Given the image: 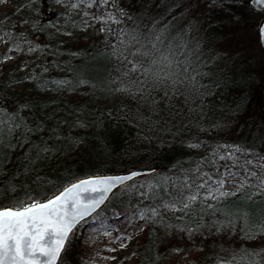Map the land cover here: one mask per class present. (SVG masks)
<instances>
[{
	"label": "trees",
	"instance_id": "trees-1",
	"mask_svg": "<svg viewBox=\"0 0 264 264\" xmlns=\"http://www.w3.org/2000/svg\"><path fill=\"white\" fill-rule=\"evenodd\" d=\"M118 1L127 8L128 3L131 7L133 4L142 15L149 11L148 8L144 10L141 0ZM212 1L233 10L236 21H244L246 16L237 10L247 9L245 5L235 1L231 4L226 0ZM65 3H79V0H65ZM157 3L160 12L164 10L166 14L172 0H158ZM23 6L28 31L16 32L10 25L0 23V33L7 36L14 46L23 44L24 55L36 50L38 61L24 71H20L23 66L18 64L20 68H11L0 78V105H3L0 121H5L0 123V162H3L0 165V207L15 204L18 200L28 202L30 197L46 199L80 176L154 168L151 180L136 183L135 179L117 189L101 210L78 226L68 242L69 254L64 264H81L77 256L80 238L77 239L75 233L78 229L83 231L91 223L106 226L133 216L140 218V213H144L148 233L142 243L133 245L132 252L137 255L136 264H159L166 256L164 249L159 250V230L155 225L163 223L187 231L196 229L204 216L214 212L220 222L227 224L229 219H233L235 226L239 223L240 229L243 221L228 213L238 214L247 210L253 220L259 217L261 209H264V195L248 198L259 192L257 186L264 179V169L258 166L255 167L256 175L246 178L245 188L231 190L236 195L204 198L210 192L219 196L216 179L220 173L218 167L213 166L212 150L220 143L211 145L220 139L216 138L220 134L216 132L218 128H226L223 125L230 123L227 126L235 130L228 139L236 147L247 149V156L252 161L256 162L258 156L264 155V145L255 139L264 126V81L260 83L256 78L253 82L249 80L250 74L246 77L234 69L219 71L214 68L215 60L208 61L200 55L204 58L201 60L195 56L198 53H187L178 38L170 39L165 31L155 32L153 24L145 25L148 36L139 32V37L147 39L140 38V44L135 48L143 45V51H152L157 58L164 53L179 61L187 59L191 65L189 72L195 75L191 71L195 68L199 73L197 85L200 92L193 95L188 103H183V98L177 96L174 104L180 115L172 117L167 124H161L145 102L126 99L109 91L111 82L118 75L116 69L122 67L113 56L110 45L118 43V34L125 41L130 39V35L122 34L127 33L125 27H114L103 11L97 13V18L90 16L83 4L67 11L53 0H23ZM209 11L214 15L211 9ZM165 18L175 27L170 14ZM218 22L220 25L224 23L223 19ZM65 32L71 35H65ZM220 32L218 29L214 37ZM161 34L163 43L155 39ZM152 43H156L160 52L152 49ZM184 43L191 47L197 43L203 52L210 45L206 36L203 41L187 40ZM165 63L162 61L160 67ZM162 94V91L152 93L157 99ZM26 99L33 100L36 105L30 111L20 109L18 102ZM137 111L143 114L144 119L136 116ZM53 112L55 117L46 120V115ZM15 123H20L21 127L10 133L9 127ZM37 125L44 130H38ZM29 128L33 131L29 132ZM74 141H79L75 148ZM186 142L195 146L182 144ZM9 144L12 147H8ZM45 147L51 151L41 153L44 159L38 158L39 149ZM216 163L220 160L217 159ZM215 170L218 171L217 176L214 175ZM205 182L206 186L200 188L199 185ZM191 194H197L198 199L183 211L173 212L164 207L165 204H174L176 209H180ZM152 209L160 215L153 217ZM240 232L244 237L245 232ZM222 248L229 249V252L225 253ZM252 248L245 244L234 248L220 245L204 256L217 262L220 256L228 255L231 259L234 252V264H248L249 260H260L258 256L247 257L241 251L247 249L250 252Z\"/></svg>",
	"mask_w": 264,
	"mask_h": 264
},
{
	"label": "rangeland",
	"instance_id": "rangeland-1",
	"mask_svg": "<svg viewBox=\"0 0 264 264\" xmlns=\"http://www.w3.org/2000/svg\"><path fill=\"white\" fill-rule=\"evenodd\" d=\"M157 1L141 0L144 10L149 9L143 15L139 10L134 9L133 4L131 7L130 3H128L127 8L124 3V5H121L122 2L118 0H114V2L113 0H109V4L106 7L98 6L99 4L97 3L100 0H95L92 7H87V3L83 5L87 8L86 13L94 18H97V13L102 11L103 13L105 12L107 19L109 14H111L113 20L121 21L120 23H114L110 20L114 27L123 26L128 34H133V30H135V33L138 35L142 32L148 36V33L145 31V25L153 24L156 27L155 32L165 31L170 39L174 40L178 38L181 42L180 45L184 47V50H187V53H190V51L192 53H198L195 56H198L201 60H204V58L208 61L211 59L215 60L213 63V65L216 64L214 68L217 67L219 71L234 69L239 74L247 75L246 77L250 74L249 80L253 82L256 81V78L259 79L260 83L264 81V48L261 47L260 42H257L256 32L257 23L264 18V10L255 12L249 0H243V2L242 0H226L227 4L235 1L237 4L247 7L248 11L245 8L237 10L240 14L243 13L246 16L244 21L240 22L236 21L232 15L233 10H227L223 3L216 1L172 0L171 8L166 11V14L164 10V12L162 11L163 13L160 12ZM17 5L20 7H17ZM24 9L23 0H6V2H0V23L10 25L16 32L25 33L29 27L27 20L24 19ZM210 9L214 15L208 13ZM121 11L128 12L133 17V20L129 21L121 17ZM153 11H155L154 14ZM158 14L161 16L159 17ZM169 14L175 27L170 25L169 20L165 18V15L169 16ZM220 19H223L225 24L222 23L220 25L218 22ZM218 29L221 32L214 37ZM151 36L153 35L151 34ZM205 36L208 37L210 42L206 52H203L197 43L193 47L190 45L187 46L184 43L187 40L203 41ZM139 38L143 40L147 39V37ZM23 47L24 45L20 43L16 46L12 45L9 38L0 33V78L11 68H20L18 64L23 66L20 68V71H24L27 70V66H31L38 61L36 50L33 49L29 55H24L22 52L24 51ZM28 50L29 48H27V52ZM7 57L11 58L8 59ZM227 125H223L226 128H218L216 130V132H220V134H217L218 137L216 135V138L220 139L212 142L211 145L216 142L220 143L219 146L212 150V153H214L212 157L213 166L214 168L217 166V170L220 173L219 178L216 180L226 179L227 183L223 189H229L231 191L234 188L238 189L241 181L246 183L245 174L248 172L255 173V167L245 165V160L251 159L247 155H241V153L236 151L238 147L232 143V140L228 139L233 134L232 132H234L235 128H230ZM182 144L185 146H195L193 143L187 142ZM229 153L233 155L229 157ZM216 157L220 160L218 164L216 163ZM221 157L225 158L221 159ZM254 163H257V161H252L253 165ZM217 170L214 172L215 176H217ZM230 173L233 175H230ZM153 175L154 173L142 175L135 182L142 183L149 181ZM212 214L209 212L207 216H204L203 222L201 223L204 226L200 227L199 225L191 233V236H189L188 231L181 233L176 228L166 230L165 225L167 224L163 225L161 223L155 225L156 229L158 228L159 230V250L164 249L166 256L159 264H217V262L207 259L204 254L208 251L217 250L220 245L233 248L243 244L251 247L254 246L255 242L243 239V235H241L239 229V223H236V226L232 227L231 231L216 232L215 230H210L212 222L220 219L217 217V214ZM76 229H74L73 233ZM82 230L79 231L78 229L77 234L75 233V237L77 239L80 238L77 256L80 258L81 264H136L137 255L135 252H132V248L135 243H142L144 241L148 233V223L139 217L133 216L119 223L106 226L91 223ZM166 231L172 232L171 235L166 237L168 241L167 246L161 243L165 239ZM175 247H179L182 251L179 253L174 252L173 248Z\"/></svg>",
	"mask_w": 264,
	"mask_h": 264
},
{
	"label": "snow or ice",
	"instance_id": "snow-or-ice-1",
	"mask_svg": "<svg viewBox=\"0 0 264 264\" xmlns=\"http://www.w3.org/2000/svg\"><path fill=\"white\" fill-rule=\"evenodd\" d=\"M0 2H6V0H0ZM54 3L64 7L65 11H67L68 8H80L82 4L86 3V0L68 4L65 3V0H54ZM93 3H95V0H88L87 7H92ZM251 3L257 8H264V0H251ZM108 4L109 0H100L98 6L106 7ZM17 7L20 6L17 5ZM120 15L129 21L133 20V17L128 12L121 11ZM108 20H112L114 23L121 22L120 20H113L111 14H109ZM104 23H107V21H104ZM52 27H56V25H52ZM59 31L60 29L57 27V32ZM256 32L257 42L259 43L264 40V20L257 23ZM64 34L71 35L70 32H65ZM122 34L130 35V39L125 41L118 34V43L110 45L113 56L116 57L122 67L116 69L118 75L111 82L109 91L113 94H120L126 99L145 102L158 118V122L167 124L172 117L180 115L174 104L177 96L183 98V103H188L193 95L200 92V87L197 85L199 73L195 68L191 69L192 73H196L195 75L189 72L191 65L187 59L179 61L178 59L170 58L164 53H160V57L157 58L152 51H143V45L140 48H135L136 44H140L139 35L135 33V30H133V34ZM161 36L162 34L157 35L155 39L163 43ZM134 48L135 50H133ZM152 49L160 52L156 43H152ZM7 58L10 59L11 57ZM162 61L167 63L160 67ZM181 88H183V91ZM154 91L158 94L162 91L163 94L157 99L152 95ZM170 91L171 95L169 94ZM192 102L194 103L195 101L192 100ZM18 103L20 109L27 111L36 106L31 99L22 100ZM0 112H3V105H0ZM136 116L144 119L140 111H137ZM54 117L55 112L50 116L46 115L45 119ZM11 119L15 120L16 117ZM4 122L0 121V123ZM153 123L155 124L156 121ZM20 127V123H15L9 127V132L14 133ZM37 128L40 131L44 130L41 125H37ZM28 131L31 132L33 130L29 128ZM255 139L259 140L261 145H264V126L261 127ZM78 144L79 141H74L73 147H77ZM8 147H12V145L9 144ZM36 148H39V146H36ZM49 151L51 149L47 147L39 149L38 158L44 159L45 157L41 153ZM236 151L241 153V155L249 154L247 149L239 147ZM232 155V153H229V157ZM224 158L221 157V159ZM257 162L256 165H253L251 160L246 159L244 163L245 165L258 166L264 169V155L258 156ZM2 163L0 162V165ZM133 175L136 174L133 173ZM230 175L233 174L230 173ZM253 175H256V173L248 172L245 174L246 178ZM37 179L42 178L37 177ZM127 179H130V177L96 176L89 179H81L77 183L65 186L53 197L46 198L44 201L30 197L28 202L18 200L15 204L0 207V264H64L65 257L69 254L68 242L74 229L105 202L108 198V193L115 186L123 184ZM226 183V179H220L218 181L219 188L216 189L219 196H215L210 192L204 199H218L219 197L236 195L235 191H220V189L225 187ZM205 186L206 182L199 185L200 188ZM245 186V183L241 181L239 188L243 189ZM257 187L259 192L249 195V199H252L253 195H264V179H261V183ZM186 199L187 202H184L180 209H176L174 204H165L164 207L173 212L177 210L183 211L196 202L198 196L197 194H191ZM209 207L211 208L212 206L209 205ZM213 214L215 213L213 212ZM151 215L156 217L160 213L156 209H152ZM227 215H236L239 220L243 221L240 228L241 231L245 232L243 239L255 242L252 251L241 249L247 257H260L259 261L252 259L249 260L248 264H264V209H261L259 217L255 220L251 218L252 214L247 210H241L238 214L228 213ZM140 219L146 220L147 217L144 213H140ZM203 226L200 225V227ZM234 226L235 221L233 219H229L227 224L213 221L210 225V230H215L216 232L231 231ZM173 227L172 225H165L166 230ZM178 231L183 233L186 229L179 228ZM187 231L189 236H191V233L195 230L189 229ZM171 234L172 232L166 231L165 239L161 243L167 246L166 237ZM257 248L260 250L257 251ZM221 250L225 253L229 252L227 248H222ZM173 251L179 253L182 249L175 247ZM234 262H236L234 252L231 255V259H229L228 255H225L218 257L217 260V264H234Z\"/></svg>",
	"mask_w": 264,
	"mask_h": 264
},
{
	"label": "water",
	"instance_id": "water-1",
	"mask_svg": "<svg viewBox=\"0 0 264 264\" xmlns=\"http://www.w3.org/2000/svg\"><path fill=\"white\" fill-rule=\"evenodd\" d=\"M260 44L261 46L264 48V40L260 41ZM154 169H150V168H135V169H131V170H127V171H120V172H114V173H105V174H91V175H86V176H83V177H80L72 182H70L69 184H67L66 186H70L72 183H77L79 182V180L81 179H89V178H93V177H96V176H124V177H130V179H127L124 181L123 184H120V185H117L115 186L112 191L110 193H108V198L105 200V202L103 204L100 205L99 208H97L95 210V212L100 209L106 202L107 200L110 198L111 194L114 192L115 189H117L118 187H120L121 185H124L125 183L133 180L134 178L140 176V175H143V174H147V173H150L152 172ZM133 173H135L136 175H133ZM65 187V186H64ZM63 187V188H64ZM62 188V189H63ZM61 189V190H62ZM60 191V190H59ZM58 193V192H57ZM55 193V194H57ZM55 194H53L52 196L48 197V198H51L53 197ZM46 200V199H44ZM44 200H40V201H44ZM95 212H93L91 215H93ZM90 215V216H91ZM90 216L86 217L85 219L89 218ZM82 222V221H81ZM80 222V223H81ZM78 226V225H77Z\"/></svg>",
	"mask_w": 264,
	"mask_h": 264
}]
</instances>
